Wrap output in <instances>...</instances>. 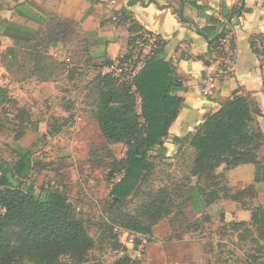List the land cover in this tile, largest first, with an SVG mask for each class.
Wrapping results in <instances>:
<instances>
[{
    "label": "crops",
    "instance_id": "crops-1",
    "mask_svg": "<svg viewBox=\"0 0 264 264\" xmlns=\"http://www.w3.org/2000/svg\"><path fill=\"white\" fill-rule=\"evenodd\" d=\"M131 20L142 27L136 34L150 38V49L162 50L183 82L184 89L178 93L183 104L165 139L171 162L181 160L185 148L192 156L194 151L189 142L179 143L175 138L192 135L209 114L219 110L237 91L250 93L257 101L255 119L264 132V0H0V53L44 41L53 61L72 62L64 55L71 35L74 39L81 37L85 47L83 61L70 67L79 64L97 73L106 72L111 68L106 62H117L128 49L133 35L128 30ZM207 28H213L212 32L207 33ZM225 29L227 34L219 40L223 47L211 51V42ZM78 78L70 74L69 81H82ZM89 87L80 94L77 108L63 109L58 114L64 118L49 122L42 112L29 110L32 120L20 138H15L8 130L10 124L0 119L5 126L0 128V159L13 166L19 151L40 144L55 124L66 128L69 123L65 117L70 115L86 117L85 124L98 125L87 104ZM23 95L18 96L0 81V112L6 115L9 100L23 101ZM5 150L12 157L4 156ZM40 170L42 165L32 173L40 175ZM216 175V183L207 193L200 188L198 178L192 177L187 198L180 207L181 218L192 223L206 215L220 225L246 222L264 227V144L258 148L255 162L233 167L222 164ZM26 181L36 188L30 178ZM210 195L213 199L209 201ZM149 235L139 264H215L203 242L191 233L177 231L170 219L157 224Z\"/></svg>",
    "mask_w": 264,
    "mask_h": 264
},
{
    "label": "trees",
    "instance_id": "trees-1",
    "mask_svg": "<svg viewBox=\"0 0 264 264\" xmlns=\"http://www.w3.org/2000/svg\"><path fill=\"white\" fill-rule=\"evenodd\" d=\"M141 28L131 20L128 30L133 35L126 53L117 62L108 60L106 63L112 70L99 72L90 82L89 89L94 85L98 91L96 108L91 111V116L98 122L103 137L108 142L127 146L126 156L115 160L109 172L112 181L108 209L111 229L119 226L131 232L152 234L153 228L171 214L175 190L163 186L157 191L146 192L133 212L122 207L151 178L155 168L151 158L157 155L166 158L165 139L182 107L183 97L178 93L184 86L177 68L160 49L149 51L131 81L121 80L114 71H122L119 65L132 60L134 41L140 38L150 41L145 35L136 34ZM211 30L213 28L205 31L210 33ZM227 32L225 29L218 35L219 39L211 42V51L217 50L219 40ZM8 52L14 53V49ZM139 98L141 111L138 110ZM9 101L10 105L15 103L13 99ZM10 111L7 108L4 113L9 115ZM29 112L26 107L18 109L13 119L6 121L15 138L25 134L28 122L32 120ZM257 113L258 104L253 96L237 91L219 110L209 114L192 135L175 138L179 143L189 142L194 150L187 183L178 185V189L187 186L175 194L183 199L182 203L187 198L192 177L198 178L200 188L207 193V189L216 183V169L220 165L233 167L257 160V150L264 144V132L255 119ZM2 127L5 126L0 123ZM61 129V125L55 124L48 134L54 135ZM41 165L38 160L32 162L31 149L19 151V159L13 166L0 159V264H81L95 246L83 220V210L74 208L65 189L50 187L37 191L33 183L27 184L32 171ZM208 199H213V195ZM255 228L264 236V227ZM115 247H121V244L116 242ZM113 264L139 262L124 255Z\"/></svg>",
    "mask_w": 264,
    "mask_h": 264
},
{
    "label": "rangeland",
    "instance_id": "rangeland-1",
    "mask_svg": "<svg viewBox=\"0 0 264 264\" xmlns=\"http://www.w3.org/2000/svg\"><path fill=\"white\" fill-rule=\"evenodd\" d=\"M68 38L70 47L64 55L71 58L73 63L66 59L62 63L53 61L54 56L49 53L48 44L44 41L17 46L13 48L14 53L8 50L0 53V81L8 84L18 96L24 94L23 101L13 99L15 103L10 105L12 111L9 115L0 112V119L12 120L18 109L26 107L32 112H42L43 117L53 122L63 109L77 108L76 104L80 103V96L85 87L90 85L89 80H93L99 72L79 67V64L70 67L71 64L83 61L85 41L81 40V37L74 39L71 35H68ZM147 39L149 40V37ZM150 43L143 38L133 42L132 60L119 65L122 71L114 69L121 80H132L151 50ZM70 74L79 76L78 79L82 81H69ZM88 91V102L84 103L87 102L89 111H92L96 108L98 91L94 85ZM138 110L141 111L140 98ZM65 118H68L69 123L66 128L63 127L55 135H45L40 144L31 146L35 161H40L43 166L40 175L33 172L29 178L35 182L37 191L50 187L65 189L74 208L83 210V220L95 240V246L90 250L87 260L81 264H113L124 255L134 256L135 248L130 245L125 232L128 230L119 226L111 229L108 212L112 185L109 172L115 160L126 156L127 146L123 143L108 142L98 125L94 122L84 123L87 121L86 117L79 119L70 115ZM151 154L154 156L155 152ZM3 155L12 157L9 150H5ZM191 157L188 148L184 149L178 162H171L169 156L152 157L155 168L151 178L122 208L133 212L145 198L146 192L170 186L175 193L170 205L171 214L167 219L172 220L177 231L191 233L198 241L203 242L213 261L215 259V264H264V236L257 228L249 224L220 225L206 215L192 223H187L181 218L180 205L183 199L175 194L181 193L187 186L182 185V188L178 189V185L187 183ZM116 242H119L121 247L116 248Z\"/></svg>",
    "mask_w": 264,
    "mask_h": 264
},
{
    "label": "built area",
    "instance_id": "built-area-1",
    "mask_svg": "<svg viewBox=\"0 0 264 264\" xmlns=\"http://www.w3.org/2000/svg\"><path fill=\"white\" fill-rule=\"evenodd\" d=\"M147 38V37H146ZM150 39V38H149ZM223 47V43H220L217 50H220ZM264 47V44H263ZM111 71L112 68H109ZM127 238H129L130 245L135 248V255L131 256L132 260H138L142 258L143 252L145 250L146 245L150 241V235L145 233L131 232L125 231Z\"/></svg>",
    "mask_w": 264,
    "mask_h": 264
}]
</instances>
